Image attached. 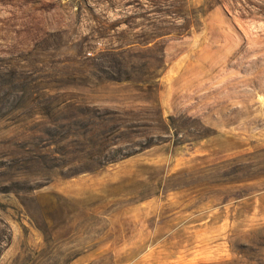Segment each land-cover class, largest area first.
<instances>
[{
    "label": "rangeland",
    "instance_id": "rangeland-1",
    "mask_svg": "<svg viewBox=\"0 0 264 264\" xmlns=\"http://www.w3.org/2000/svg\"><path fill=\"white\" fill-rule=\"evenodd\" d=\"M0 264H264V0H0Z\"/></svg>",
    "mask_w": 264,
    "mask_h": 264
},
{
    "label": "trees",
    "instance_id": "trees-1",
    "mask_svg": "<svg viewBox=\"0 0 264 264\" xmlns=\"http://www.w3.org/2000/svg\"><path fill=\"white\" fill-rule=\"evenodd\" d=\"M79 138H82L84 141H87L86 140V136L85 135H82V136H78ZM78 138V139H79ZM89 146H81V150L78 151V156H82V158L86 159V161L88 162V166L87 168H82V169H74V173H85V172H91L93 171L95 168H94V165L96 167L99 166H105V165H110V164H113L115 163L117 160L114 159V158H109V159H105L103 156H102V153L99 152V153H95L93 155L92 152H89ZM122 157H126L125 156H122ZM79 159V158H77ZM77 163H79L80 161H76Z\"/></svg>",
    "mask_w": 264,
    "mask_h": 264
}]
</instances>
